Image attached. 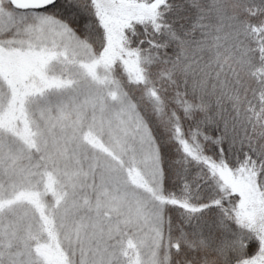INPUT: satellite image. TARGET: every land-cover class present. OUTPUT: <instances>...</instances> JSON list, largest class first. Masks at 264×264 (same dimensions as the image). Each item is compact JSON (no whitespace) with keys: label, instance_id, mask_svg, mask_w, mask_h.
<instances>
[{"label":"snow or ice","instance_id":"1","mask_svg":"<svg viewBox=\"0 0 264 264\" xmlns=\"http://www.w3.org/2000/svg\"><path fill=\"white\" fill-rule=\"evenodd\" d=\"M0 264H264V0H0Z\"/></svg>","mask_w":264,"mask_h":264}]
</instances>
